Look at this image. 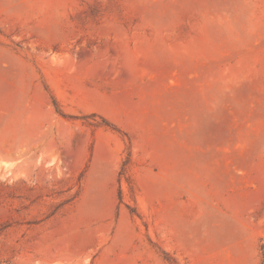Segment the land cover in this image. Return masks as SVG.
Segmentation results:
<instances>
[{
	"label": "rangeland",
	"instance_id": "obj_1",
	"mask_svg": "<svg viewBox=\"0 0 264 264\" xmlns=\"http://www.w3.org/2000/svg\"><path fill=\"white\" fill-rule=\"evenodd\" d=\"M0 264H264V0H0Z\"/></svg>",
	"mask_w": 264,
	"mask_h": 264
}]
</instances>
